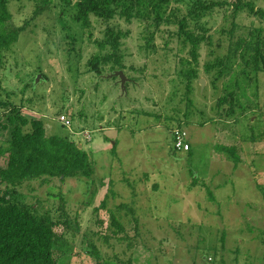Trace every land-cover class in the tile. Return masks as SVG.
Returning a JSON list of instances; mask_svg holds the SVG:
<instances>
[{
  "label": "rangeland",
  "instance_id": "obj_1",
  "mask_svg": "<svg viewBox=\"0 0 264 264\" xmlns=\"http://www.w3.org/2000/svg\"><path fill=\"white\" fill-rule=\"evenodd\" d=\"M221 1L202 19L208 30L197 59L176 23L91 14L85 24L60 0L36 16L34 0L10 1L15 22L26 28L0 56V146H8L13 129L8 117L21 112L42 118L48 134L80 144L95 165L91 178L48 177L19 187L40 212L71 218L59 264H264V69L252 97L259 107L231 115L218 101L241 62L221 78L218 67L208 68L228 53L234 20L263 27L264 36V19L246 9L235 19V0ZM243 1L264 8V0ZM191 3L170 6H180L182 16ZM109 28L122 32L121 62H101L100 74L89 62L114 51ZM121 65L125 89L109 76ZM179 126L191 151L174 147ZM229 145L234 150L221 149ZM7 160L0 156V168Z\"/></svg>",
  "mask_w": 264,
  "mask_h": 264
},
{
  "label": "trees",
  "instance_id": "obj_2",
  "mask_svg": "<svg viewBox=\"0 0 264 264\" xmlns=\"http://www.w3.org/2000/svg\"><path fill=\"white\" fill-rule=\"evenodd\" d=\"M11 0H0V56L2 51L15 44L25 30L26 25H18L9 9ZM37 4L35 16L47 9L53 0H34ZM67 6L78 9L77 17L85 24H90L91 14L109 21L116 15L125 17L128 21L133 18L154 19L158 26L162 21L179 25L176 34L183 45H191V53L197 59L198 49L206 40L207 22L202 19L212 13L216 5L223 4L221 0H192L193 9L188 14L180 15V6H170L172 0H60ZM234 2V3H233ZM234 17L237 18L241 10L264 19V8H255L254 2L235 0ZM170 8V9H169ZM196 20V30L191 20ZM200 32H199V31ZM263 27H246L236 20L228 29L230 45L228 53L212 62L208 68L218 67L217 78L231 72L239 62L241 68L232 72V88H226L225 94L219 99L218 107L227 114L239 115L258 105L259 101L252 97L258 96L257 78L264 69V47L262 38ZM121 30L116 33L109 28L108 40L114 51L103 56L95 55L90 64L97 72L101 62L108 63L115 56L121 62V55L117 53ZM245 33L247 35H245ZM105 42H100L104 45ZM210 44H213L209 40ZM124 66L121 65L120 69ZM254 75V77L252 76ZM228 85V84H227ZM226 85V86H227ZM249 88V89H248ZM248 90L253 93L249 95ZM249 102H244L245 99ZM252 101L254 104H252ZM1 104V101H0ZM13 129L7 139L8 146H0V156L7 155V164L0 168V264H59L61 250L59 243L67 239L64 226L71 228L72 220L66 215L54 218L49 211L40 212L38 206L25 199L19 190L23 183L48 177L62 179L83 175L93 177L95 173L94 160L90 153L73 140L59 134H48L46 124L42 118L16 112L8 117ZM5 127L8 126L6 123ZM174 134V133H173ZM174 137V135H173ZM174 139V138H173ZM114 146V153L116 152ZM224 151H232L233 146L221 147ZM192 148H190L191 151ZM212 200L216 197L208 189ZM120 206L128 207L125 203ZM130 208V207H129ZM131 210H134L131 207ZM64 214H61V217ZM115 220V217H114ZM117 223L116 220L114 224ZM61 226L63 230H57ZM122 228V229H121ZM123 231L118 227L115 232ZM128 264H133L131 260Z\"/></svg>",
  "mask_w": 264,
  "mask_h": 264
},
{
  "label": "built area",
  "instance_id": "obj_3",
  "mask_svg": "<svg viewBox=\"0 0 264 264\" xmlns=\"http://www.w3.org/2000/svg\"><path fill=\"white\" fill-rule=\"evenodd\" d=\"M62 121L64 122H69V118L67 117L66 114L61 115L60 118ZM173 135H174V147L178 150H190L191 148V144L190 142L187 140V131L185 130V128L179 126L176 127L173 130Z\"/></svg>",
  "mask_w": 264,
  "mask_h": 264
},
{
  "label": "water",
  "instance_id": "obj_4",
  "mask_svg": "<svg viewBox=\"0 0 264 264\" xmlns=\"http://www.w3.org/2000/svg\"><path fill=\"white\" fill-rule=\"evenodd\" d=\"M109 76H119L120 78V83L123 87V89L126 88V81L128 80V77L127 75L125 74L124 70L120 69V70H116L115 72L111 73ZM42 77V75H39L37 78H36V82L39 81V79ZM80 146V144H79Z\"/></svg>",
  "mask_w": 264,
  "mask_h": 264
}]
</instances>
